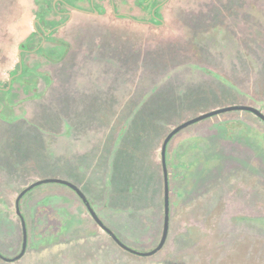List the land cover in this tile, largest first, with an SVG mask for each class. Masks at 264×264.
<instances>
[{
	"label": "rangeland",
	"instance_id": "1",
	"mask_svg": "<svg viewBox=\"0 0 264 264\" xmlns=\"http://www.w3.org/2000/svg\"><path fill=\"white\" fill-rule=\"evenodd\" d=\"M113 1L116 3L118 0ZM125 1V7L130 9L131 1ZM197 1L181 0L183 10L185 7L190 9L202 7L204 4L202 0ZM256 5V10V7L250 8L248 5L243 17L249 19L248 11L251 9L255 21L252 26L257 28V33L243 35L242 42L243 47L249 48L255 40L257 47L256 50L254 48L243 51V56L248 60L247 65L256 63L257 66L261 64L264 68V0H257ZM75 21H79L78 16ZM83 22L84 30L87 29L86 27L97 30L102 43L110 46L114 52L128 51L131 38L135 37L139 31L137 26L113 23L109 18L97 20L85 18ZM249 25L248 22V28ZM170 27L178 29L176 36H179L183 35L180 33L183 31L179 28L189 26L182 21H177L170 24ZM236 27L241 31L240 25ZM243 27L242 32L245 31V25ZM167 32L175 34L172 30ZM190 32L194 31L190 30ZM154 34L157 33L146 27L131 44V46L140 42L146 44V61L142 65H139L137 61L136 64L131 62L128 67L123 68L118 65L119 61L115 57L99 54L94 55V58L87 57V60L82 62L80 72L72 73L71 79L66 80L64 100L69 99V106L65 105L66 111L60 114L55 108L57 113H53L54 110L48 108L47 104L45 106L50 111L47 114L39 115L35 109L34 122L65 123L68 124V129L58 131L60 132L58 134L52 130V127L44 126L45 136L40 137L41 145L38 146L41 149L40 154L38 155L35 151L26 154L22 162V172L15 171L14 163L12 164L9 159L5 165L1 163V157L4 155L1 148L5 146L3 143L0 145V250L3 254L16 253L20 248V224L13 211L16 194L27 183L44 177L76 180L82 190L98 203L99 199L104 201V196L96 192L95 186L99 185L98 190L102 194L108 188L111 210L103 217L106 224L128 246L142 251L153 248L158 243L162 228V182L158 155L164 135L179 122L218 105L243 101L251 103L255 100L256 105L261 106L264 111L263 98L247 100V98L235 97L232 90L223 87L224 91L218 93L200 85L201 82L197 83L195 80L185 78L186 70H189L191 75H203L202 69H209L213 74L219 72V68L212 65L203 68H197L196 64L191 68L176 66L154 75L152 73L156 67L154 59L158 58L159 52L151 50L150 44L163 41L168 36ZM235 35L227 31L226 40L234 46L237 45ZM185 36L188 37L191 34L185 33ZM197 36L202 43L214 42L211 35L206 38L202 34H195L194 37L198 40ZM226 53V58L235 63L234 65L228 62L225 65V73L229 80H231L230 76L233 78L236 74L246 75L248 71L250 74V67L238 65L242 57L237 58V65L234 62L237 57L236 51L226 50ZM193 55L194 58H202L198 53ZM250 55H257V61ZM107 62L110 63L108 68L104 67ZM240 67L241 71H239ZM81 70L85 73H81ZM245 70L248 71L245 72ZM112 72L113 79L109 82L104 80L92 83L93 80L80 76L91 75L88 78L94 79L93 77L96 76H108ZM181 73L183 77L176 78ZM153 85L156 89L154 93L160 94L159 101L162 104L160 110L163 112L161 116H165H157L154 119L157 127L154 139L156 170L153 171L154 177L150 188L147 189L146 185H143L139 195L140 201L136 203V207L133 205L128 207L127 203H124L125 200L120 202L122 198L115 195L114 187L106 184L104 175L88 166L89 162L95 158V146L104 142L107 137L105 128L99 124V120L84 113L86 100L83 97L86 94L90 96L99 94L104 88L102 89L104 95L114 96L112 98L114 110L122 111L121 114L114 115V123L117 124L126 117L125 113L129 106L127 100H135L144 92L146 94L148 92L146 89ZM190 93L192 94L189 101L181 105ZM234 111L233 114L244 116L243 119L238 120L239 123H235L237 120L231 121L234 124L232 135L228 140H219L216 144V150L218 149L216 152L219 156L215 151L204 152L198 140L194 141L197 151L186 147L178 150L174 158L178 162L179 175H182V178L178 180L173 179L174 162L170 152L171 142L169 143V154L166 153L169 160L167 168L169 175L172 176L169 230L163 247L153 255L139 256L121 248L93 222L74 192L64 184L49 183L32 188L23 198L22 208L27 218L30 235L27 252L22 258L13 262L0 259V264H264V123L256 120L249 113ZM25 116L31 117L28 114ZM216 118L210 117L191 125L178 133V136L202 127ZM227 131L225 125L217 128L219 136L225 135ZM207 140L211 142L210 139ZM222 147L229 149L227 155L232 157V160L226 162L223 160V157L226 158L227 155L221 157ZM248 149H251V152ZM194 152H197L199 157H194ZM199 152L206 155L205 159L207 157L211 159L207 162H213V168H217L216 173L204 172L206 161H202L203 158L200 157L202 153ZM251 155L252 168L256 165L254 170L250 169L247 162ZM147 157L149 156L146 155V161ZM78 165H81L82 169L79 173L76 171L74 175V168ZM218 172L221 174L217 175ZM77 175H83V178L76 179ZM207 179L208 181L211 179L209 183ZM219 186L228 193L226 204L215 202L216 207L209 214L203 194L208 188L216 192ZM137 206L139 209H136ZM242 216L247 217L245 222L238 219Z\"/></svg>",
	"mask_w": 264,
	"mask_h": 264
},
{
	"label": "flooded vegetation",
	"instance_id": "2",
	"mask_svg": "<svg viewBox=\"0 0 264 264\" xmlns=\"http://www.w3.org/2000/svg\"><path fill=\"white\" fill-rule=\"evenodd\" d=\"M130 1V9H128V7H125L124 5L126 4L125 0H118L116 3L113 0H0V145L3 143L5 146V148H1L3 149L2 152L4 154L1 157L2 164L5 165L7 159H9L12 164L14 163L15 171L22 172V162L25 160V155L28 153H34V151L38 155L40 154L41 149L38 148V146L41 145L40 137L42 135L45 136L43 133L44 126L52 127V130L56 133L58 131L68 129V124L66 125L65 123L48 124L44 122H34L33 115L35 113V109L39 115L47 114V112H50L47 110V106L52 110L55 108L58 109V113L60 114L66 111L65 105L69 106V99L66 101L64 100V87L66 80L71 79L72 73L76 72L78 74L80 72L82 62L86 61L87 57L94 58V55L96 54L111 58L115 57L119 61L118 65H121L123 68H125L124 66L128 67L131 62L136 64L138 61L139 65L145 63V51L147 50L145 49L146 44H144V42H142V44L140 42L139 44L133 46H131V44L134 43L133 41L137 38V36L139 37L141 31L146 27H149L152 32L159 35H168L163 41H155L150 44L152 48L151 50H158L159 52L157 53L158 58L154 59L156 66L155 70L152 71L154 75L165 72L166 70L176 66H187L188 68H191L194 64H196L195 66L197 68H203L207 65H212L214 67H218L219 72H215L213 74L209 69L204 70L201 68L203 75H191L189 74V70H186L185 78H189L191 81L195 80L197 83L201 82L200 85L209 87L210 90H215L218 93H222L224 91L223 88H228L235 93V97H242L244 99L247 98V100H253L254 98L264 99V68L261 64L257 66L256 63H250L247 65L248 60L244 58L245 56H243V51H249L254 48L256 50L257 45L254 43V40L250 44L249 48H247L243 47L244 43L242 42L243 35H256L257 33V28L252 26V23L255 24V21L251 9L248 11L250 18H247V20L244 19L246 17H243L247 7L250 6V8H253V6H257V0H202L204 3L202 7H193L191 9L185 7V10H183L181 0ZM195 2L198 1L195 0ZM256 9L257 7L255 10ZM76 16H78L79 21H75ZM85 18L92 20L109 18L113 23L137 26L139 31L136 33L135 37L131 38L128 51L114 52L110 46H106L102 43L97 30L89 29L88 27H86V30L83 29V26H85L83 20ZM177 21H182L184 24L189 26L188 28H179L183 31L180 32L183 33V35L176 36L178 35V32H176L178 29L170 27V24L176 23ZM248 22L250 23L249 28L247 27ZM238 25H240L239 29L241 31L237 30L236 26ZM244 25L245 31L242 32ZM165 30H172L175 34H169ZM190 30H193L194 32H190ZM227 31L230 34H236V46L226 40ZM185 33H190L192 37L185 36ZM195 34H202L206 36V38L208 35H211L212 41L214 40V42L202 43V40L198 36V40L194 37ZM161 39L162 38H160V40ZM226 50L236 51L237 57L234 60L236 65L238 62L237 58L242 57L239 59L241 60V63L238 65L241 64L240 66L250 67V74L248 70H245V72L248 71L249 75L236 74L233 78L230 76L231 80H229L227 74L225 73V65L228 62L234 65L235 63H232L229 58H226ZM196 53L200 54L202 58H194L193 54ZM257 55L250 56L257 61ZM211 56H216V58H211ZM148 62L152 63L151 61ZM109 66V62L104 65V67L107 68ZM182 71L183 70H181V72ZM239 71H241V67L239 68ZM81 73H85L84 70H81ZM80 76L85 77L87 80H93L92 83L104 80L109 82L113 79L111 77L113 76V72L108 76L93 77L94 79L88 78V76L91 75ZM181 77H183L182 73L176 78L179 79ZM214 84L216 85L214 86ZM102 89L101 93H97L94 96L87 94L84 96L86 100L84 113L86 115H90L91 113L97 121L99 120V124L105 128L104 131L107 137L104 142L95 146L96 149H94L96 155L95 158L89 162V168L101 172L106 178V184L111 186L113 172L112 162L114 154L118 146L124 143V147H129L128 150L130 149V151L134 154H137V157H139L142 162H146V155H148L149 157H147V161L152 164L151 168L155 171V144L147 147L144 141L143 133L141 134L140 130L131 131V126L136 113H140L142 111H153L154 113L161 112L160 108L162 104L159 101L160 94L154 93V90L156 89L153 85L146 89L148 90L146 94L144 92L139 94L138 97L135 96L137 97L135 100L128 99L127 104L129 106L127 112L125 113L126 117L122 119L123 121H118V123L115 124L114 115L121 114L122 111L114 110V104L112 103L114 102L112 101L114 96L110 97L108 95H104L102 93ZM191 94L192 93L188 94L185 98L186 100L182 102L181 105H184L189 101ZM151 99H154V104L150 103L149 105H146ZM45 104H47V106H45ZM230 104L250 105L264 115L262 107H258L256 105L257 101L255 100L251 101V103L249 101H243L240 103L233 102L227 105ZM220 106L224 105H218L216 107ZM66 109H68V107ZM238 110L249 113L253 115L256 120L258 119L264 123V120L254 112L245 109ZM233 112L235 111H224L191 123L173 134L168 141L165 151V161L169 188V218L171 210L170 182L172 180V176L169 175L167 168V161L169 160L166 156V153L169 154V143L171 142L170 152L173 157L172 161L174 162L172 165L173 179L178 180L182 178V175H179L178 172V162L174 159L177 156L178 150L181 147L191 148V150L196 149V147H194V141L198 140L200 146L204 149V152H216L218 150H216V144L218 141L228 140L232 135L234 124L231 123V121L237 120L235 123H239L238 120L243 119L242 117L244 115H242V117L237 116L233 114ZM53 113H57V111L54 110ZM27 114L31 115V117L25 116ZM210 117L217 118L202 127H197L194 130L183 133L182 136H178V133H180L183 129L205 121ZM221 125H225L226 130H228L223 136H219L217 133V128ZM58 134H60V132H58ZM113 137L115 138L113 139ZM207 139H210L211 142ZM190 141H192V143L189 144ZM130 146L132 148H130ZM248 150L251 152V149ZM221 151V157L229 153V149L227 147H222ZM217 154L219 156V153L216 152V155ZM195 156H198L197 152H194V157ZM205 156L206 155H203V153L200 155V157L203 158L202 161H206L204 172H208V174L216 173L215 170H217V168L214 169L213 162H207L211 159L208 157L205 159ZM158 158L162 182L160 150ZM224 158L225 157H223V160H225V162L232 160V157L228 155L225 159ZM252 161L253 159L251 155V157H248L247 159L250 169L252 168ZM255 166L252 170L255 169ZM81 169V165L74 168V175L76 171L79 173ZM219 174H221V172H218L217 175ZM75 178L81 179L83 178V175H77ZM210 180L208 181L207 179L208 183ZM72 182L82 190L76 180L72 179ZM49 183L56 182H47L42 184ZM87 186L89 185L87 184ZM98 186L99 185L95 186V189H97L96 192L98 191L102 196H104V201L99 199V203L95 202L96 199L94 200L92 197L90 198L83 190L82 191L103 225L110 228L103 218L109 210H111L109 206L111 204L108 199V188H106V191L102 194V192L98 190ZM67 187L77 195L72 188L69 186ZM27 192H25L19 200V210L25 223L26 245L22 256L15 260L22 258L27 252L29 246L30 235L28 223L22 208L23 198ZM227 196V191L222 187L220 188V186L216 192L214 189L208 188L207 191L204 192L203 198L207 202L209 214H211L213 208L216 207L215 202L219 201L220 203H225ZM15 198L13 211L20 224L21 241L20 248L16 253L3 254L0 250V253L8 258H12L20 252L23 242V227L21 219L15 210ZM78 198L82 202L79 196ZM82 204L85 206L83 202ZM88 214L90 215L89 212ZM90 217L93 222L111 238V236L92 218L91 215ZM59 219H62V217H59ZM238 219H241V222H245L247 217L242 216ZM113 233L117 236L114 231ZM111 240L114 241L112 238ZM0 259L3 260L2 258ZM15 260L3 261L13 262Z\"/></svg>",
	"mask_w": 264,
	"mask_h": 264
},
{
	"label": "water",
	"instance_id": "3",
	"mask_svg": "<svg viewBox=\"0 0 264 264\" xmlns=\"http://www.w3.org/2000/svg\"><path fill=\"white\" fill-rule=\"evenodd\" d=\"M238 109H245V110H249L254 112L256 115H258L261 119L264 120V115L262 113H260L258 110H256L254 107L250 106V105H246V104H230V105H224V106H220V107H216V108H212L209 109L207 111L204 112H200L197 115H194L190 118L185 119L184 121L179 122L178 124H176L175 126H173L163 137L162 141H161V145H160V162H161V167H162V183H163V222H162V230H161V235H160V239L157 243V245L150 249V250H138L135 249L131 246H128L127 244H125L124 242H122L114 233L113 231L106 227L105 225H103V223L101 222V220L99 219V217L96 215L95 211L93 210V208L90 206L89 201L87 200L85 194L83 193V191L72 181L65 179V178H61V177H44V178H38L33 180L32 182H30L29 184H27L26 186H24L17 194L16 198H15V210L16 213L18 214V216L21 219V223H22V227H23V242H22V248L20 250V252L15 255L12 258H8L3 256L0 253V258H2L3 260H15L17 258H19L20 256H22L24 250H25V245H26V232H25V223H24V219L22 214L20 213L19 210V200L22 197V195L27 192L28 190H30L31 188L35 187L36 185L42 184V183H47V182H56V183H61L64 185L69 186L70 188H72L77 195L81 198L82 202L85 204L88 212L90 213V215L92 216V218L111 236V238L123 249L136 254V255H141V256H149L152 255L153 253H156L157 251H159L167 238V234H168V226H169V193H168V174H167V169H166V161H165V151H166V146L168 141L170 140V138L172 137L173 134H175L177 131H179L180 129L186 127L187 125L194 123L196 121H199L201 119H204L206 117H209L211 115H215L217 113H221L224 111H229V110H238Z\"/></svg>",
	"mask_w": 264,
	"mask_h": 264
},
{
	"label": "trees",
	"instance_id": "4",
	"mask_svg": "<svg viewBox=\"0 0 264 264\" xmlns=\"http://www.w3.org/2000/svg\"><path fill=\"white\" fill-rule=\"evenodd\" d=\"M153 100L154 99L149 100L146 105H149L150 103L154 104ZM162 114L163 112L154 113L153 111H142L136 113L132 120L133 124L131 126V131L140 130V133H143L147 147L154 144V139L156 137L157 127L154 119L157 116L165 117L161 116ZM90 116L94 117L91 113ZM114 138L115 137H113V139ZM131 146L130 148H132ZM128 148L129 147L125 148L123 143L122 145H119L115 151L112 162L113 172L111 185L115 189V195L118 198H122L120 199V202L121 200L122 202L125 200L124 203H127L128 207H136V203H139L140 201L139 195L142 191L143 185H146L147 189L150 188L154 173L151 164L148 163V161H146V163L142 162L140 158L137 157V154H134L130 149L128 150ZM138 206L136 209H139Z\"/></svg>",
	"mask_w": 264,
	"mask_h": 264
},
{
	"label": "crops",
	"instance_id": "5",
	"mask_svg": "<svg viewBox=\"0 0 264 264\" xmlns=\"http://www.w3.org/2000/svg\"><path fill=\"white\" fill-rule=\"evenodd\" d=\"M83 98H85V97H83ZM86 104V103H85Z\"/></svg>",
	"mask_w": 264,
	"mask_h": 264
}]
</instances>
